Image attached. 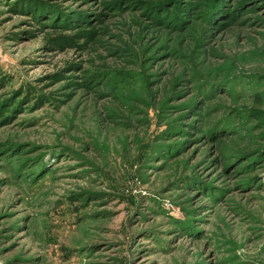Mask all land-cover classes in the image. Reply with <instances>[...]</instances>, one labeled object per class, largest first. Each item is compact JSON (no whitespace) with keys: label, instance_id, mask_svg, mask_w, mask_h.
I'll return each mask as SVG.
<instances>
[{"label":"rangeland","instance_id":"1","mask_svg":"<svg viewBox=\"0 0 264 264\" xmlns=\"http://www.w3.org/2000/svg\"><path fill=\"white\" fill-rule=\"evenodd\" d=\"M0 264H264V0H0Z\"/></svg>","mask_w":264,"mask_h":264}]
</instances>
